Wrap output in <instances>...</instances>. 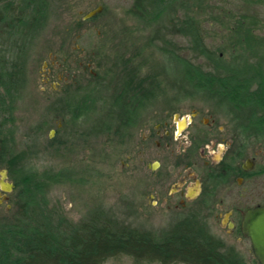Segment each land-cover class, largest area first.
<instances>
[{
  "label": "rangeland",
  "instance_id": "rangeland-1",
  "mask_svg": "<svg viewBox=\"0 0 264 264\" xmlns=\"http://www.w3.org/2000/svg\"><path fill=\"white\" fill-rule=\"evenodd\" d=\"M45 1L48 21L35 34L25 84L16 93L19 97L13 104L0 90L3 96L0 98V138L15 143L10 151L12 171L25 170L55 178L63 172L70 175L64 183L53 182L48 189L49 209L53 214L78 225L103 212L121 227L150 231L158 239L183 217L194 215L192 207L182 211L168 210L164 203L165 191L158 183L168 177L169 161L159 171L144 169L138 165L134 143L124 146L97 126L101 120L116 117L113 114H123L124 103L129 101L127 97L142 96L139 91L146 90L149 96L144 104L146 112L154 117L156 113L186 115L197 109L203 117L216 119L218 126L236 131L247 142L250 153L264 151V138L257 137L256 130L248 126V115L230 112L234 109L233 101H228L225 107L202 95L186 96L190 90L182 80V66L164 50L168 42L180 47L185 45L184 39L177 34V21H182L183 15L175 8L177 5L174 6L176 0H168L167 6L171 8L165 20L147 29L146 23L138 18L141 0ZM212 4L223 5L220 1ZM224 4L233 12L246 10L241 1ZM99 7H103L100 14L85 19ZM251 12L259 18L261 29L257 35L264 39V7L256 6ZM203 28L215 38L216 44L208 40L214 52L228 63L240 60L238 52L232 57L227 50L220 49L223 32L218 25L205 23ZM177 50L183 55L180 48ZM55 62L71 65L78 74L92 64L86 68L87 76L82 81L93 100L71 103L72 110H77L79 116L64 113L63 104H59V108L64 111L58 113V104L47 99L44 91L47 85L41 74ZM60 119L62 126H58ZM258 164L259 189L255 196L248 197L247 206L264 205V172L260 171L264 167V156L258 157ZM23 189L22 183H16L17 203L4 216L0 214V224L14 223L21 217L23 206L18 203V195ZM198 217L223 241L224 252L234 249L248 264H259L250 239L229 234L221 225L222 216L217 217L213 210L204 208ZM104 264L158 263H139L131 256L120 255Z\"/></svg>",
  "mask_w": 264,
  "mask_h": 264
},
{
  "label": "trees",
  "instance_id": "trees-1",
  "mask_svg": "<svg viewBox=\"0 0 264 264\" xmlns=\"http://www.w3.org/2000/svg\"><path fill=\"white\" fill-rule=\"evenodd\" d=\"M213 1L223 5H214ZM229 1L243 2L246 10L233 12L225 8L224 3ZM175 3L183 15V20L177 21V34L185 45L168 42L164 50L182 66V80L190 90L186 96L202 95L225 107L233 101L235 110L230 112L246 113L248 126L256 130L257 137L264 138V39L257 35L261 29L259 18L251 12L256 6L264 7V0ZM167 5L168 0H141L138 18L146 23V29L165 20L171 8ZM48 17L45 0H0V90L13 104L25 84L35 34L46 25ZM205 23L218 25L223 32L220 49L232 57L238 52L240 60L228 63L211 49V44L208 46L209 39L216 43L205 32ZM179 48L183 55L177 52ZM90 94L86 103L93 100ZM13 173L16 183L25 187L18 195L23 213L14 223L0 224V264H104L120 255L131 256L139 263L248 264L234 249L224 252L223 241L196 215L183 217L162 239L150 231L121 227L103 212L75 225L49 209L50 185L64 183L70 178L68 173L57 178L25 170Z\"/></svg>",
  "mask_w": 264,
  "mask_h": 264
},
{
  "label": "flooded vegetation",
  "instance_id": "flooded-vegetation-1",
  "mask_svg": "<svg viewBox=\"0 0 264 264\" xmlns=\"http://www.w3.org/2000/svg\"><path fill=\"white\" fill-rule=\"evenodd\" d=\"M86 68L78 74L71 65L55 62L42 72L47 99L58 104V113L62 110L59 104H63L64 113L79 116L71 103H84L88 99V87L82 81L87 76ZM139 93L142 96L127 97L123 114L101 120L98 128L101 132L108 131L112 139L117 138L124 146L134 143L138 165L144 169L159 171L170 162L168 177L158 183L165 191L168 210L192 207V213L198 216L204 208H210L217 217L222 216L221 225L229 234L245 237V213L264 207L247 206L248 197L255 196L259 189L258 157L264 156V151L250 153L247 142L236 131L218 126L216 119L203 117L197 109L186 115L156 113L154 117L146 112L144 104L149 98L146 90ZM60 120L58 126L63 125ZM14 146V141L0 138V214L3 216L18 200L10 168L13 162L10 151ZM261 168L264 172V167Z\"/></svg>",
  "mask_w": 264,
  "mask_h": 264
},
{
  "label": "water",
  "instance_id": "water-1",
  "mask_svg": "<svg viewBox=\"0 0 264 264\" xmlns=\"http://www.w3.org/2000/svg\"><path fill=\"white\" fill-rule=\"evenodd\" d=\"M103 7L90 12L85 19H91L100 14ZM54 132V131H53ZM243 233L252 243L255 257L259 264H264V207L248 210L244 215Z\"/></svg>",
  "mask_w": 264,
  "mask_h": 264
}]
</instances>
